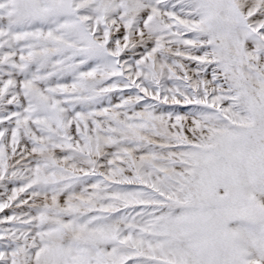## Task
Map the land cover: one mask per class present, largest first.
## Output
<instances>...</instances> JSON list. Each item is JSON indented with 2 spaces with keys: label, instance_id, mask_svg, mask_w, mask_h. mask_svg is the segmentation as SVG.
<instances>
[{
  "label": "snow or ice",
  "instance_id": "1",
  "mask_svg": "<svg viewBox=\"0 0 264 264\" xmlns=\"http://www.w3.org/2000/svg\"><path fill=\"white\" fill-rule=\"evenodd\" d=\"M0 264H264V0H0Z\"/></svg>",
  "mask_w": 264,
  "mask_h": 264
}]
</instances>
